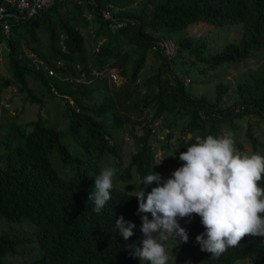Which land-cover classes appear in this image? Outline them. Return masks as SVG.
Wrapping results in <instances>:
<instances>
[{
	"label": "trees",
	"instance_id": "16d2710c",
	"mask_svg": "<svg viewBox=\"0 0 264 264\" xmlns=\"http://www.w3.org/2000/svg\"><path fill=\"white\" fill-rule=\"evenodd\" d=\"M103 11L109 12L111 19H103ZM85 13L91 15L93 49L86 48L78 25L89 22ZM124 20L134 24L119 27ZM10 23V37L3 39L0 34V44L6 42L8 47L11 70V78L2 80V85H15L31 103L42 104L46 96L63 102L67 126L61 130L40 115L28 123L29 129L13 122L4 129L0 123V221L34 226L25 238L0 231V264H9L4 258L20 254L19 248L26 242L35 244L37 250L28 264H137L139 258L130 255L129 245L138 246L143 239L138 198L114 186L112 198L99 213L93 211L94 203L89 200L95 176L101 171L99 162L106 154L118 162L117 180H130L135 172L141 182L155 162L150 125L140 136L131 131L136 151L128 164L120 167L121 147L116 133L122 132L125 120L113 95L124 90L131 95L141 84L140 97L133 108L139 113L152 110L151 124L159 118L166 119L162 126L168 142L163 149H169L173 129H179L172 148L176 169L183 165L180 152L186 151L197 137L231 131L236 148L244 153L237 140V122L253 117L264 124V73L238 83L226 105L228 85L216 84L212 97L192 96L185 76L175 65L181 55H186L194 59L193 64L215 71L224 65L245 63L255 52L264 53V0H64L34 18ZM201 23L241 24L242 32L239 40L227 43L214 55H205L204 39L189 35L177 40L176 53L171 58L163 53L158 45L162 37ZM149 52L160 59V66L141 83L137 79ZM120 59L124 62L120 63ZM114 66H120L119 72L126 79L117 91H111L108 85V81L114 84L109 77ZM182 72L188 75L186 69ZM29 80L41 88L40 97L33 93ZM181 119L183 123L177 125ZM252 134L249 126L245 132V141L251 147L249 154L264 156V147ZM63 136L80 146V156L69 151ZM53 151L63 167H70L69 174L61 176L55 169L51 162ZM258 184L264 188V176ZM151 187L154 184L149 191ZM121 216L136 225L128 240L115 227ZM178 222L189 239L182 242L172 264H235L239 260L264 264L262 237L246 236L216 259L201 251L196 241L206 232L201 217L178 218ZM170 240L177 243L174 238Z\"/></svg>",
	"mask_w": 264,
	"mask_h": 264
},
{
	"label": "clouds",
	"instance_id": "9594fccd",
	"mask_svg": "<svg viewBox=\"0 0 264 264\" xmlns=\"http://www.w3.org/2000/svg\"><path fill=\"white\" fill-rule=\"evenodd\" d=\"M186 149L179 154L183 165L170 178L164 180L152 170L136 185L143 239L129 248L141 264H169L166 242L170 237L177 243L188 241V232L178 218L193 214L201 217L206 229L196 241L212 258L218 259L246 236L264 238V188L258 184L264 176V156L239 152L231 131L197 137ZM115 175L113 167L105 166L95 176L89 194L93 211L99 213L112 198ZM154 182L157 186L149 191ZM115 227L128 240L136 225L121 216Z\"/></svg>",
	"mask_w": 264,
	"mask_h": 264
},
{
	"label": "rangeland",
	"instance_id": "374dc122",
	"mask_svg": "<svg viewBox=\"0 0 264 264\" xmlns=\"http://www.w3.org/2000/svg\"><path fill=\"white\" fill-rule=\"evenodd\" d=\"M88 18V21L85 24L79 22V29L83 33L86 40V48L93 49L94 42V29L91 24V15L86 13L84 14ZM242 32V25H227V26H211L206 23H201L198 25L189 26L186 30L180 32H174L169 34L167 38L162 37L163 40L162 46L165 47L163 49V53L167 55L169 58L176 53L177 40L189 35L193 36L195 39H204L207 45V51L205 55L211 54L214 55L217 52L221 51L223 47L229 43L234 42L239 37ZM126 48L124 49V52ZM28 53V51L26 50ZM8 47L6 42H2L0 44V123L5 125L4 129H8L10 123H14L16 125L23 126L26 129H29L27 126L28 123L37 119L38 115L42 116L44 119H47L49 125L56 126L62 130L67 126V120L64 117V106L63 102L59 100H53L48 98L47 96L43 98V103H31L29 100L25 99V96L18 92V89L15 85L4 86L2 85V80L11 78V70L8 66ZM194 60V59H193ZM193 60L188 59L186 55H181L180 59L175 61L176 68L178 69L179 74L185 76L184 81L186 85H188L190 89V93L192 96H201L207 95L208 97H212L214 88L216 84L223 83L230 87V91L228 97L226 96L227 104L231 102V98L233 97L232 91L237 86L238 83L242 81H251L255 74L264 73V53L263 52H255L245 63L241 64H233L232 66L225 67L224 65L221 68H218L215 71H211L206 69L204 66H200L197 64H193ZM120 63H123L124 60L120 59ZM160 66V59H158L153 53L149 52L146 58V63L144 69L139 75V80L142 83L143 78L149 76L152 71H155ZM198 68L200 72H198ZM115 73L117 74L116 83H111L108 81L109 89L111 91L120 90L123 83H125V78L120 74L119 69L120 66L113 67ZM188 71V75L181 71ZM119 72V73H118ZM198 81L199 83H195ZM203 81H208L207 83H201ZM136 83V82H135ZM29 84L32 88V91L37 96H41L42 90L41 88L29 80ZM141 85V84H140ZM137 86L136 92H133L131 95L127 94L126 91H121L118 95H113L114 101L117 103V109L120 115L124 118L125 123L122 132L116 133L117 143H120L121 147V159L122 163L120 167H125L130 157L135 153L136 148L134 146L132 140L131 131H133L135 136H140L143 134L144 128L148 126H152V152L154 154V165L152 170L156 173H159L164 180L171 177L172 173L176 170V157L173 153V149L175 147V141L178 137L179 129H173V140L169 142V149H163L162 146L167 144L168 140L165 138L163 134L165 131V122L162 120H166L164 117L159 118L157 121L151 124V116L152 110L145 109L141 113L134 110V103L139 100V93L142 86ZM133 88V87H132ZM143 90V89H142ZM17 116V118H15ZM15 118V119H14ZM126 119L131 120L130 122L126 121ZM173 119L172 117L169 120ZM183 123L182 119L177 121V125H181ZM163 125V126H162ZM251 126L252 135H254L259 142V145L264 147V124L259 123L257 119L253 117H247L241 119L237 122L236 132H237V140L242 143L243 148L242 151L245 153H250L251 147L245 141V132ZM221 135L225 132L221 131ZM63 143L69 148V151L76 156L81 155V148L78 144L72 141L69 136L62 137ZM169 150V151H168ZM238 150V149H237ZM239 151V150H238ZM51 162L55 169L61 176H65V172L67 174L70 173L71 169L69 166L63 167L62 163L59 160V156L56 151H53ZM110 166L116 170V174L119 171V165L117 160L109 154H106L101 161L99 162L100 170L102 167ZM140 183L138 175L133 172L132 178L130 180H117L116 175L113 180V184L122 192H128L135 194L136 185ZM154 186H157L154 182ZM139 206V204H138ZM143 215V214H141ZM149 218L151 219V215ZM193 218H198L199 216L196 214L192 215ZM32 227V228H31ZM33 225L31 223H8L4 220L0 221V231L2 232H11L16 234L20 238H25L31 235ZM36 243V242H35ZM178 244V245H176ZM172 243L170 238L166 242L167 250L170 254L169 264L174 263L177 254L181 248L182 242ZM20 254L18 255H10L4 258L5 262L9 264H28L36 255V246L35 244L23 243L19 248ZM137 264H141L139 260L136 262ZM235 264H250L247 260H239Z\"/></svg>",
	"mask_w": 264,
	"mask_h": 264
},
{
	"label": "built area",
	"instance_id": "2783aa9c",
	"mask_svg": "<svg viewBox=\"0 0 264 264\" xmlns=\"http://www.w3.org/2000/svg\"><path fill=\"white\" fill-rule=\"evenodd\" d=\"M62 1L64 0H0V34L3 36V39H8L10 37V22L12 20L34 18L55 2ZM101 15L105 20L111 19V15L107 11H103ZM127 23L133 25L134 21L127 22V20H124L118 26H125ZM162 45V42H159V46L165 49ZM116 75L114 70L109 74L111 81L114 83L117 81Z\"/></svg>",
	"mask_w": 264,
	"mask_h": 264
}]
</instances>
